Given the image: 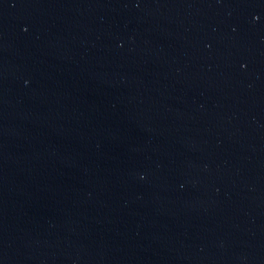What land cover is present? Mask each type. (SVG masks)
Listing matches in <instances>:
<instances>
[{
    "label": "water",
    "instance_id": "obj_1",
    "mask_svg": "<svg viewBox=\"0 0 264 264\" xmlns=\"http://www.w3.org/2000/svg\"><path fill=\"white\" fill-rule=\"evenodd\" d=\"M0 264H264V0H0Z\"/></svg>",
    "mask_w": 264,
    "mask_h": 264
}]
</instances>
